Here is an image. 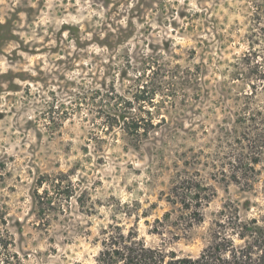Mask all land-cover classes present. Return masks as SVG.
<instances>
[{"label":"rangeland","instance_id":"obj_1","mask_svg":"<svg viewBox=\"0 0 264 264\" xmlns=\"http://www.w3.org/2000/svg\"><path fill=\"white\" fill-rule=\"evenodd\" d=\"M258 7L264 0H0V264H96L110 223L195 257L221 220L261 218L264 162L238 182L223 170L233 141L264 128L243 119L264 118ZM116 100L132 101L119 104L126 115L153 113L141 120L148 134L108 119ZM62 173L70 198L39 184ZM195 176L215 191L200 223L169 201Z\"/></svg>","mask_w":264,"mask_h":264},{"label":"trees","instance_id":"obj_2","mask_svg":"<svg viewBox=\"0 0 264 264\" xmlns=\"http://www.w3.org/2000/svg\"><path fill=\"white\" fill-rule=\"evenodd\" d=\"M254 15L256 19L253 32L255 33L258 29L264 30V11L258 7ZM259 38L258 36V40ZM253 43L254 41H252V46H254ZM251 55L255 56L256 53H251ZM255 67L262 69L257 70V74L260 73V77L258 76L260 79L264 76V59L261 63L257 61ZM119 104H125V107L129 109L134 107L132 101L125 100L122 103L116 100L113 107L117 109L108 114V119H132L129 122L124 121L129 132L131 130L138 137L148 134L150 128L146 123L143 125L141 120L154 119L153 113L147 110L148 116L126 115L125 112L120 111L119 106L121 105ZM243 114V119H264L249 110L244 111ZM140 130H143V133ZM249 130L233 141L223 169L231 170V177L236 182L253 172L255 165L264 162V128L258 131ZM137 139L140 140V138ZM66 176L65 173L57 178L48 175L39 184L43 186L44 182H49L58 191L63 187L65 198H70L71 185L62 186ZM44 193L48 194V189ZM214 195L215 191L203 183L202 179L196 176L183 177L172 188L169 201L179 202L191 212L192 223H200L204 220L203 208L211 202ZM38 198V202L42 205L48 202V197H45L43 193H39ZM236 239L241 240L242 243L238 244ZM98 243L96 264H264V214L261 218L249 220H242L237 215L231 219L221 220L213 233L211 242L195 257L182 256L174 250L150 246L144 238L140 237L137 228L132 226L125 230L118 223H110L103 228Z\"/></svg>","mask_w":264,"mask_h":264}]
</instances>
